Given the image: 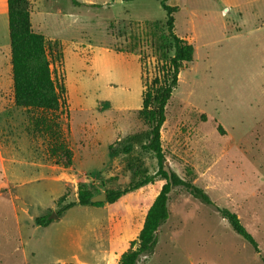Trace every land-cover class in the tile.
<instances>
[{"label":"rangeland","instance_id":"rangeland-1","mask_svg":"<svg viewBox=\"0 0 264 264\" xmlns=\"http://www.w3.org/2000/svg\"><path fill=\"white\" fill-rule=\"evenodd\" d=\"M30 1L62 106H17L12 67L0 70V264H118L163 178L115 203L58 212L81 186L98 195L158 170L139 110L173 55L167 13L161 0ZM169 4L195 53L167 106V164L237 213L260 252L215 206L176 187L156 248L137 264H264V0ZM1 39L11 47L8 28Z\"/></svg>","mask_w":264,"mask_h":264},{"label":"trees","instance_id":"trees-1","mask_svg":"<svg viewBox=\"0 0 264 264\" xmlns=\"http://www.w3.org/2000/svg\"><path fill=\"white\" fill-rule=\"evenodd\" d=\"M7 4L15 104L24 108L57 111L62 106L61 95L52 76L46 37L33 28L31 2L30 0H7ZM161 4L167 13L166 27L168 37L173 42V55L169 63L162 66L161 77L153 79L147 85L143 95V105L139 110L140 117L150 124L147 142L143 145V149L154 153L158 170L155 174L146 175L125 188L108 190L107 202L115 203L124 195L152 183L157 177L163 178L165 183L148 209L137 240L121 255L118 264H137L143 255L154 251L158 244L159 229L170 217V194L176 187L185 189L207 205L215 206L231 228L259 253L257 241L237 213L217 205L202 187L184 179L167 164L161 139L162 128L167 117V106L178 87L181 70L187 62L193 60L195 47L175 31L177 6L170 5L169 0H161ZM60 147L67 157L66 163L70 165L73 161L72 150L64 144ZM130 149V145L124 148L126 152ZM94 196L86 186H81L79 200L66 204L58 213H63L76 205L103 206L104 202L91 201ZM64 199L65 195L59 201L62 202ZM47 221L42 218L39 223L45 225Z\"/></svg>","mask_w":264,"mask_h":264},{"label":"crops","instance_id":"crops-1","mask_svg":"<svg viewBox=\"0 0 264 264\" xmlns=\"http://www.w3.org/2000/svg\"><path fill=\"white\" fill-rule=\"evenodd\" d=\"M33 15L34 12L32 11V24H33V28H35ZM0 27L2 29L4 28V31H6L7 28L9 29L7 0H0ZM4 66H7L10 69L12 67L11 47H9L8 44L6 43V39H1L0 40V70H2Z\"/></svg>","mask_w":264,"mask_h":264},{"label":"water","instance_id":"water-1","mask_svg":"<svg viewBox=\"0 0 264 264\" xmlns=\"http://www.w3.org/2000/svg\"><path fill=\"white\" fill-rule=\"evenodd\" d=\"M167 163H168V161H167ZM91 201H92L93 203H95V202H106V201H107V193H106V192H102V193H100V194H98V195H95V196L91 199ZM54 217H57V215L54 214L53 218H54Z\"/></svg>","mask_w":264,"mask_h":264}]
</instances>
